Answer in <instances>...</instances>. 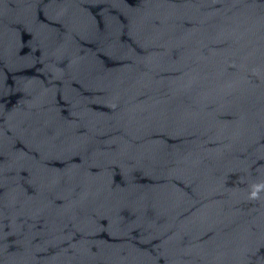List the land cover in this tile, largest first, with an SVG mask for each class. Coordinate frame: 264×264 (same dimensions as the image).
I'll return each instance as SVG.
<instances>
[{
    "label": "water",
    "instance_id": "95a60500",
    "mask_svg": "<svg viewBox=\"0 0 264 264\" xmlns=\"http://www.w3.org/2000/svg\"><path fill=\"white\" fill-rule=\"evenodd\" d=\"M0 264H264V0H0Z\"/></svg>",
    "mask_w": 264,
    "mask_h": 264
}]
</instances>
